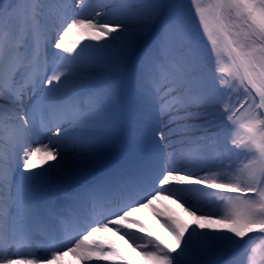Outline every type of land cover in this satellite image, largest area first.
Segmentation results:
<instances>
[{
	"label": "snow or ice",
	"instance_id": "snow-or-ice-1",
	"mask_svg": "<svg viewBox=\"0 0 264 264\" xmlns=\"http://www.w3.org/2000/svg\"><path fill=\"white\" fill-rule=\"evenodd\" d=\"M161 198L201 231L146 264H264V0H0V264H129L93 237Z\"/></svg>",
	"mask_w": 264,
	"mask_h": 264
},
{
	"label": "rangeland",
	"instance_id": "rangeland-1",
	"mask_svg": "<svg viewBox=\"0 0 264 264\" xmlns=\"http://www.w3.org/2000/svg\"><path fill=\"white\" fill-rule=\"evenodd\" d=\"M181 2L184 3L185 5L188 4V0H181ZM102 19L111 20L112 17L103 16ZM196 23L198 25V18L196 20ZM67 39L71 42H76L77 40H79V43L76 48V52H80L81 49H85V54H84L85 62H88L91 59L90 53L92 52V49L87 46L107 43V40H102L97 42V41H92L87 37L81 39L80 37L71 34ZM204 41L205 43L207 42L206 37H204ZM73 55H75V53H73ZM246 107L247 105H245V108ZM243 111L244 109H241V112ZM46 143H47L46 139L43 140L42 143L33 140L30 143V148L32 150H35L37 147H42L43 144ZM51 147L52 146L49 145V148ZM33 162L36 165V168H34L32 171L35 172H41L44 169L50 167L52 164L57 163V161L46 160L43 154L38 155ZM191 187H198V186L191 185ZM206 191L221 192V190H207V189ZM225 195L227 194L225 193ZM189 199H191V197H189ZM200 206L204 208L205 211L217 210L212 204H210L208 201L205 200L200 201ZM184 207H188V205L185 204ZM153 208L155 209V211H153ZM153 208H140L139 211L133 213V215L129 217L128 221H125L122 225H120V228L122 230L121 232H117L115 230L109 232H101L96 234V236L93 237V239H95L97 243L104 244L106 247L109 244L113 245L115 249L118 250L126 258L129 264H146V261L142 258L139 250L134 251V245L132 244V241L129 239L130 236L147 238L149 237V234H151L152 238L157 240H162L165 244L171 247L174 244V240L162 222L164 219H167L169 217H174L181 221L188 222L189 232H191L192 228H196L197 231H201L199 228L196 227V225L191 224L190 217L186 215L184 209L180 206L179 203L174 202L172 199L161 198L160 200L153 201ZM158 213L159 216L157 215ZM132 221H136L137 223H132ZM141 224L144 225V228L140 227ZM203 231L210 232L211 230L205 229ZM124 233H127L128 235H124ZM259 234L260 233L258 232L249 234V236L251 237H260L259 239H256L252 245V247L256 248L257 255L264 252V237H261V235ZM187 235L188 232L185 233V237H187ZM179 251L180 249H177V252ZM175 254L176 253H173V255ZM59 264H113V261L97 259L96 257H93L91 260L88 261H82L79 258V256L70 254L65 249L64 255L59 261Z\"/></svg>",
	"mask_w": 264,
	"mask_h": 264
}]
</instances>
